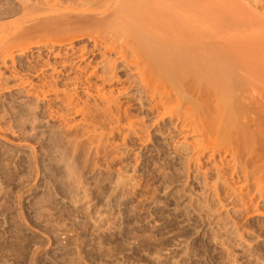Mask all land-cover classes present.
<instances>
[{
	"label": "rangeland",
	"instance_id": "obj_1",
	"mask_svg": "<svg viewBox=\"0 0 264 264\" xmlns=\"http://www.w3.org/2000/svg\"><path fill=\"white\" fill-rule=\"evenodd\" d=\"M57 1L0 0V44L22 45L6 62L0 51V264H264V200L253 182L246 188L243 166H236L243 158L236 164L226 156L227 143L219 154L198 153V134L176 117L163 121L140 109L141 95L132 89L119 101L133 105L131 121L143 123L142 132L136 135L128 120L113 132L105 120L94 128L96 97L81 84L74 90L79 62L67 55L68 41L55 38L74 21L62 11L73 5ZM78 37L77 54H92L93 40ZM90 52L85 63L95 66L100 55ZM61 62L70 67L64 71ZM67 98L78 104L72 112ZM86 101V109L97 106L87 116L77 110ZM240 193L257 201H245L247 208Z\"/></svg>",
	"mask_w": 264,
	"mask_h": 264
},
{
	"label": "bare ground",
	"instance_id": "obj_2",
	"mask_svg": "<svg viewBox=\"0 0 264 264\" xmlns=\"http://www.w3.org/2000/svg\"><path fill=\"white\" fill-rule=\"evenodd\" d=\"M44 1L48 2L49 0ZM65 1L73 6H67L65 9L58 6V8H62V11H68L64 13H69V16L72 15L70 18L73 17L72 20L74 21L71 24L69 22L68 26L66 23L67 27L64 30L59 28L61 31L58 33L57 31L56 33L55 31L51 32L52 28H49L51 33L56 34V41L61 42L62 39L68 41V45L66 44L68 46L67 55L72 52L79 62L78 72L74 74L76 77L74 80L71 79L74 81L73 85L77 86L74 87V90L77 91L79 84H81L79 87H83L89 99L96 97L95 103H98L96 105L100 109H95V111L98 113L102 111V113L100 112L102 117L97 113L99 118L97 115L90 118L93 125H96L94 128L102 127L103 129L105 120V123L108 122V126H112L113 132L120 130V124L123 120H128L131 123V125L129 123L130 128H133L134 133L137 132L143 123L140 121L142 123L140 127L139 121L135 122V119L131 121L133 105L124 107L119 101V98L128 95L131 89L136 90L141 95L135 99L138 100L136 102L140 109L156 112L161 116V119L165 116L176 117L178 122L183 123V128H187L189 132H194L196 136L198 134V143L195 144L196 148L194 146L195 150L198 148V153L200 150L205 152L208 148H212L211 150L217 154L218 148L221 146L224 148L225 145L223 144L227 143L228 151L225 152L224 150L221 153L223 152L224 155L225 152L227 156L226 153L229 152L234 163L237 160L240 162L243 158L244 165H236L237 163L235 165L243 166L242 171L239 169L238 171L242 172L243 181L245 179L246 185H249L246 188L253 185L255 193L257 192L264 200V0ZM60 4L58 2V5ZM54 5L55 3L52 4V6ZM50 7L48 8L49 12ZM63 24L65 23L63 22ZM51 33L47 34L51 39L49 40L47 37V42H52ZM80 33L82 35L87 34L88 39L93 40L94 48L93 45L92 48L95 50L92 54L95 55L94 53L98 52L96 54L100 55L98 59L101 60H96L98 61L96 64L93 62L95 66H91L92 62L85 63L88 60L87 54L90 50L88 53L84 51L87 54L83 53L82 49L80 54L76 52V46L73 44L77 39L79 40ZM11 41L8 39L5 41L6 43L2 41V43L4 42L3 45L0 44V51L5 56V62L7 58L12 57L15 48L22 47V45L11 46ZM27 48L29 49V47ZM22 51L24 54V49ZM22 51L18 53L22 54ZM108 55L114 58H110ZM63 63H59L63 65L62 69L67 66L70 67V65H66V62ZM69 64L71 63L69 62ZM82 64L85 65L82 66ZM74 65L72 66L74 67ZM90 67L92 68L88 72ZM63 70L65 71V69ZM53 71L61 72L57 68ZM93 79H96L97 83H92ZM52 84H49V87H53L52 90L58 87ZM44 85H46L45 82ZM113 86L116 87L113 88ZM43 87L45 88V86ZM106 87H110L111 90L103 92L102 90ZM42 92L45 93L46 91ZM47 92L50 93V91ZM38 95L40 96V93ZM57 98L59 99V96ZM68 98L67 104L69 105L66 106L67 108L70 109L73 104H75L74 107L76 105L78 107L76 102L72 104L74 99L69 101ZM62 100L66 104V96ZM84 103L82 109H76L85 116L88 115L86 114L89 112L88 109L91 111V108L97 107L89 105V108L86 109L87 103L90 101ZM101 120L103 125H99ZM140 130L139 132H142L143 129ZM178 130L185 131L182 128ZM84 131H82L83 134ZM91 132H87L85 135H89ZM223 155L221 156L223 157ZM231 156L229 155V157ZM223 158L222 161L227 157ZM240 172L238 174H241ZM247 181H251L250 183L253 182V184L250 185ZM251 189L250 191L253 192ZM240 192L243 193V191ZM246 192L248 193V189ZM241 193L238 194L242 195L241 198L239 196L237 199H241L242 203L250 200L249 205H252L251 202L255 199L257 201V198L254 199L253 197L254 192V194L252 193L253 196H250L251 199L247 198L248 201L245 196L249 197V195L244 193V196ZM246 202L247 208L250 207ZM256 203L254 205L259 206L258 202ZM257 206L255 207L257 208ZM262 206L264 205H261L260 209H263ZM253 208L254 213H257ZM260 209H257L258 213H260Z\"/></svg>",
	"mask_w": 264,
	"mask_h": 264
}]
</instances>
